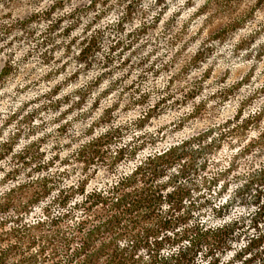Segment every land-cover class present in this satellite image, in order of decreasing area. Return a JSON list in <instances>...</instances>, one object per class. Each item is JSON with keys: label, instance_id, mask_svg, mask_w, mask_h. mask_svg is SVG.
Instances as JSON below:
<instances>
[{"label": "rangeland", "instance_id": "1", "mask_svg": "<svg viewBox=\"0 0 264 264\" xmlns=\"http://www.w3.org/2000/svg\"><path fill=\"white\" fill-rule=\"evenodd\" d=\"M92 1L0 0V194L27 184L14 193L27 197L41 178L104 189L149 153L201 133L217 141L201 175L256 145L264 11L226 29L224 14L207 19L199 0H138L130 19L120 0ZM93 35L94 51L81 57ZM111 128L119 134L107 152L125 145L136 155L113 169L106 160L80 163L78 149Z\"/></svg>", "mask_w": 264, "mask_h": 264}, {"label": "trees", "instance_id": "2", "mask_svg": "<svg viewBox=\"0 0 264 264\" xmlns=\"http://www.w3.org/2000/svg\"><path fill=\"white\" fill-rule=\"evenodd\" d=\"M199 1L207 19L224 14L226 29L264 11L260 0ZM120 2L123 19H130L138 0ZM260 31L264 35V16ZM95 45L93 35L79 50L81 57ZM118 134L111 128L90 139L76 159L84 165L106 160L113 169L125 155L135 156V148L125 145L107 152ZM215 139L201 133L173 142L139 159L104 189L87 191L84 180L52 185L41 178L27 197L14 196L27 184L4 191L0 264H264V158H256L264 132L256 145L237 148L223 167L201 175ZM243 153L256 160L242 167L237 158ZM52 186L58 187L53 194ZM40 203L39 214L28 217Z\"/></svg>", "mask_w": 264, "mask_h": 264}, {"label": "clouds", "instance_id": "3", "mask_svg": "<svg viewBox=\"0 0 264 264\" xmlns=\"http://www.w3.org/2000/svg\"><path fill=\"white\" fill-rule=\"evenodd\" d=\"M262 6H264V0H260Z\"/></svg>", "mask_w": 264, "mask_h": 264}]
</instances>
